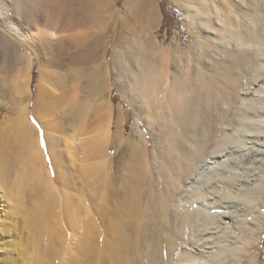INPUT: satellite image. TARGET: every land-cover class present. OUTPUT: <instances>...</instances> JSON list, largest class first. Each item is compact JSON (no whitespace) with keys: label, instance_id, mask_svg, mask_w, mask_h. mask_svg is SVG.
Listing matches in <instances>:
<instances>
[{"label":"bare ground","instance_id":"1","mask_svg":"<svg viewBox=\"0 0 264 264\" xmlns=\"http://www.w3.org/2000/svg\"><path fill=\"white\" fill-rule=\"evenodd\" d=\"M38 1L42 0H9L8 5L0 0V24L3 18L10 22L27 18L28 35L23 33L19 38L14 33L17 46L39 40L42 47L47 45L59 55L74 48L82 54L83 63L90 64L103 44L100 35L109 22L105 6L110 0H75L78 8L69 18L65 12L72 0H45L60 10L56 17H43V23H58L66 29V37L57 47L44 34L40 18L33 17L32 7ZM223 1L221 14L229 18L235 37L220 39L223 50L212 51L190 75L176 73L172 82L168 100L174 99L176 112L173 160H165L154 151V158L162 161L157 168L139 153L130 163L129 173H122L128 165L122 161L116 164L119 175L111 173L106 162L111 129L104 123L110 109L106 107L102 113L96 110V116L89 117L86 99L80 95L84 87L81 81L72 87L66 85L61 95L40 86L33 105V116L45 131L56 180L40 145L39 131L30 121L29 105H23L9 122L20 176L13 184H6L7 198L17 208L24 205L27 192H33L39 263L58 264L55 260H59L66 264V209L74 206L66 187L71 188L75 180L73 165L68 162L74 161L79 149L85 157L80 166L83 179L86 185L97 186L101 195L94 212L86 203L83 232L76 239L83 260L76 258L77 264H224V232L230 222L241 230L247 213L264 217V195L259 193L264 179V0ZM221 14L215 17L218 25ZM96 26L102 28L99 38L93 39ZM217 29L208 33L218 38L224 28L219 33ZM25 66L30 79V59ZM95 70L99 83L90 92L106 88L107 65L100 63ZM59 100L66 101L62 115L53 106ZM5 106L0 99V107ZM136 127L135 138L128 140L117 132L115 145L136 146L134 141L142 134L140 126ZM2 161L0 149V181L4 186L10 171ZM4 219L0 217V264H23L16 227Z\"/></svg>","mask_w":264,"mask_h":264},{"label":"rangeland","instance_id":"2","mask_svg":"<svg viewBox=\"0 0 264 264\" xmlns=\"http://www.w3.org/2000/svg\"><path fill=\"white\" fill-rule=\"evenodd\" d=\"M4 1L10 5L9 0ZM223 3V0H110V3L105 6L109 22L100 35H103V44L99 46L98 54L90 64L83 63L80 58L82 54H78L77 49L74 48L60 56L55 49L50 50L47 45L42 47L39 40L31 44L24 42L22 46H17L16 35L18 34L19 38L24 36L23 33L28 35L30 28L25 23L27 18L26 21L14 20L11 21L12 23L3 18L4 22L0 24L2 25L0 26V99L6 106L0 107V149L2 160L5 159L2 163L9 168L10 172L4 186L0 181V217L16 227L23 264H37V258L38 264L42 262L39 263L40 255H37L40 251L36 243L39 242V237L33 230V220L37 210L33 192L28 191L24 205H18L19 207L16 208L13 206L15 204L12 199L8 200L10 196L5 187L7 183L13 184L14 181H18L20 176L17 168L18 154L13 148L14 139L10 133V124L15 114L23 105H29L30 121L39 131L40 145L54 178L55 171L47 149L45 131L38 119L33 116V105L40 86L50 94L54 92L61 95L66 85L72 87L81 81L79 84L84 87L79 93L81 96L84 95L82 98L86 99V105L91 109H88L89 117L96 116L94 114L96 110L102 113L106 107H109L110 115L104 121L106 127L111 129L106 162L114 175H119L116 168L117 161L128 164L125 172H122L127 174L131 169L130 163L135 161L139 153L157 168L162 161L159 157L154 158V151L163 155L165 160H173L175 158L173 122L176 112L174 99L168 100L172 82L176 73L190 75L198 62L211 56L212 51L223 50L219 43L220 39L229 41L235 37L234 29H231L228 24L229 18L221 14L224 10ZM33 6L36 7H32L35 10L33 17L40 18L44 34L52 41V45L59 46L62 42L60 39L66 37V29L64 30L58 23L48 26L43 23L45 22L43 17L47 15L56 17L60 7L45 0L38 1ZM67 8L65 17L69 18L73 16L78 5L75 0H72L68 2ZM220 14L221 18L218 19H221V25H218L215 17ZM30 15L28 20H31ZM215 27L218 28V33L224 28V32L218 38L208 33V30H213ZM100 28L102 27L96 26L93 29V39L99 38ZM27 59L32 62L30 79L25 73ZM100 63L107 65L106 88H97L90 92V88L95 89L99 83L95 69ZM200 66L203 65L200 64ZM59 78L60 81L56 80ZM25 90H28L27 94L23 93ZM65 102L59 100L53 103L57 114H64L62 111L66 108ZM136 126H140L142 130L140 139L134 141L136 146L133 145L134 147L131 148L132 145L130 147L125 145L118 148L113 136L119 132L125 140L135 138ZM74 156L72 158L74 161L70 160L68 163L73 165L71 170L75 180L71 188L66 187V195L71 196L74 201L72 209L70 211L66 209V264H77L75 259L80 257L82 259L76 239L80 238L83 232L81 220L84 218L85 206L88 203L94 212V206H97L96 202L101 195L97 186H88L83 179L80 166L85 162L83 161L85 157H81L84 155L80 149ZM259 193L261 196L264 195V179L261 181ZM216 211V209L212 210L213 213ZM261 211L264 213V205ZM243 219L245 223L242 224L244 228L241 229L242 231L230 222L228 230L224 232L227 238L225 248L227 251L225 250L226 253L224 252L221 262L264 264V217L259 218L256 214L247 213ZM31 224L33 228L30 227ZM30 229L32 231H29ZM55 262L60 264L59 260Z\"/></svg>","mask_w":264,"mask_h":264},{"label":"built area","instance_id":"3","mask_svg":"<svg viewBox=\"0 0 264 264\" xmlns=\"http://www.w3.org/2000/svg\"><path fill=\"white\" fill-rule=\"evenodd\" d=\"M182 31H183V28H182Z\"/></svg>","mask_w":264,"mask_h":264},{"label":"trees","instance_id":"4","mask_svg":"<svg viewBox=\"0 0 264 264\" xmlns=\"http://www.w3.org/2000/svg\"><path fill=\"white\" fill-rule=\"evenodd\" d=\"M34 74H35V71H34Z\"/></svg>","mask_w":264,"mask_h":264}]
</instances>
